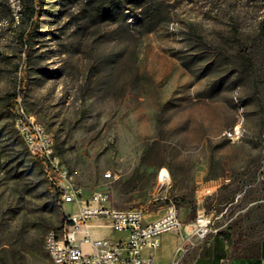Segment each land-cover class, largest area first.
<instances>
[{"label": "rangeland", "instance_id": "1", "mask_svg": "<svg viewBox=\"0 0 264 264\" xmlns=\"http://www.w3.org/2000/svg\"><path fill=\"white\" fill-rule=\"evenodd\" d=\"M17 94L87 194L174 205L183 223L204 212L188 263L257 264L264 0H0V264H52L45 236L72 208L15 127Z\"/></svg>", "mask_w": 264, "mask_h": 264}, {"label": "built area", "instance_id": "2", "mask_svg": "<svg viewBox=\"0 0 264 264\" xmlns=\"http://www.w3.org/2000/svg\"><path fill=\"white\" fill-rule=\"evenodd\" d=\"M14 124L29 154L56 190L59 203L72 208L60 230H50L45 236L44 249L52 264H155L154 256L143 252L156 250L163 234L175 232L182 246L191 237L208 232L211 219L204 212L183 223L176 207L169 205L149 219L144 207H114L106 190L86 194L76 181L79 171L65 164L52 133L25 111L19 94L14 97Z\"/></svg>", "mask_w": 264, "mask_h": 264}, {"label": "crops", "instance_id": "3", "mask_svg": "<svg viewBox=\"0 0 264 264\" xmlns=\"http://www.w3.org/2000/svg\"><path fill=\"white\" fill-rule=\"evenodd\" d=\"M147 214L149 219H153L160 215L157 213L148 212ZM168 233L172 235L170 240L165 239L164 235L167 234L165 233L161 236L160 245L156 250L152 252L145 250L143 252L144 255L152 254L154 256L155 264H220L223 260L222 257L219 259L220 254L213 253L210 256H197V258L193 262L188 263L186 261V252L201 237H191L182 246H180L181 241L179 236L175 232ZM108 235L112 237L119 236L118 233L114 232H108ZM257 264H264V241L260 243L258 248Z\"/></svg>", "mask_w": 264, "mask_h": 264}, {"label": "trees", "instance_id": "4", "mask_svg": "<svg viewBox=\"0 0 264 264\" xmlns=\"http://www.w3.org/2000/svg\"><path fill=\"white\" fill-rule=\"evenodd\" d=\"M34 10L32 9V8H30L29 9V11H28V15H27V17H28V19H30V27L32 26V24H33V19H32V17H33V15H34Z\"/></svg>", "mask_w": 264, "mask_h": 264}, {"label": "bare ground", "instance_id": "5", "mask_svg": "<svg viewBox=\"0 0 264 264\" xmlns=\"http://www.w3.org/2000/svg\"><path fill=\"white\" fill-rule=\"evenodd\" d=\"M160 177H161L162 180H165L166 179V176H165L164 173H161V176Z\"/></svg>", "mask_w": 264, "mask_h": 264}]
</instances>
